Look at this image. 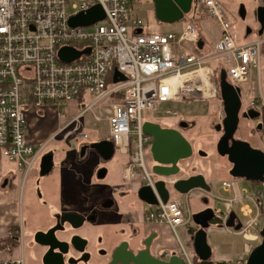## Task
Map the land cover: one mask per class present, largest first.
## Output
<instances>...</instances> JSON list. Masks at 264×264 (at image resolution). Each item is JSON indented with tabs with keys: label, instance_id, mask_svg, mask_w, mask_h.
I'll use <instances>...</instances> for the list:
<instances>
[{
	"label": "built area",
	"instance_id": "1",
	"mask_svg": "<svg viewBox=\"0 0 264 264\" xmlns=\"http://www.w3.org/2000/svg\"><path fill=\"white\" fill-rule=\"evenodd\" d=\"M136 1L0 0V150L22 173V182L37 165L48 142L59 136L71 141L88 138L81 118L90 111L95 121L106 122L114 147L128 154L123 169L126 181L153 189L158 180L171 185L176 178L155 174L152 165H146L144 150L151 145V137L142 132V125L151 119L144 113L175 118L177 113L163 106L167 102L188 95L215 98L213 67L222 68L236 86L259 75L261 40L242 42L217 0H198L220 28L219 37L210 45L191 18L185 19V26L178 33L144 29L141 18L133 13ZM95 4L103 10L102 19L88 25L69 23L71 16ZM200 39L203 45L199 48ZM65 46L89 52L64 62L59 59L58 50ZM115 70L125 79L113 82ZM186 75L190 77L182 79ZM91 95L95 98L79 108L80 102ZM117 95L120 100L115 98ZM72 102L76 104L75 113L49 139L39 145L28 141L29 109H57ZM95 107L103 109L105 115L94 113ZM260 186L258 191L249 192L240 187L238 179L228 178L221 181V189L231 195L214 196L222 202V207H212L221 223L235 206L241 214L240 227L232 233L245 240V255L227 264H246L251 243L260 239L264 182ZM144 220L164 226L169 240L177 245L174 254L184 264H193L191 253L177 232L192 222L191 212L185 211V201L180 196L150 205ZM11 263L24 264L22 257Z\"/></svg>",
	"mask_w": 264,
	"mask_h": 264
},
{
	"label": "rangeland",
	"instance_id": "2",
	"mask_svg": "<svg viewBox=\"0 0 264 264\" xmlns=\"http://www.w3.org/2000/svg\"><path fill=\"white\" fill-rule=\"evenodd\" d=\"M217 1L221 4L227 20L232 24V29L237 33L238 37L241 38L242 41H245V39H243L245 35L242 33L244 31L245 25H250L255 29L250 38H248V40L246 41L250 42L256 39L262 40V37H264V33L262 34V36L258 35V33H260L259 31L263 30L264 22L263 25H260V27H258L255 19V14L254 12H252V7L254 6V4L259 5L262 0ZM241 6L244 10L243 18H241L239 14ZM133 13L141 18L144 29L148 31H172L177 33L181 32L183 27L185 26V19L190 18L193 15L192 10H190V12L178 22L171 24L161 23L155 17L153 3L151 0H137L133 6ZM196 25L199 33H202L201 36L205 40L206 44H213L219 37L220 28L213 18L208 16L206 18L200 19L199 21H197ZM90 30H92V28ZM261 43L262 41L260 42V47L262 48ZM213 64H215V62ZM259 77L264 80L263 54H260ZM211 79L213 81L215 80L214 71L211 74ZM257 88L251 89L250 83L240 85L242 109L246 108L245 106L250 105L251 97L254 94L258 93ZM94 98L95 96L91 95L88 99L84 100V102H80L79 108H84L88 104V102L92 101ZM216 98H212V100H209L192 98L191 95H188L185 98H181L177 101H169L165 105H163L164 107L175 111L179 119H182L189 124V128L181 130V132L182 135L192 144L193 149V153L190 157L178 161L179 172L173 178H186L189 175L200 174L204 177L206 184L209 186V191L195 188L190 190L186 194L181 195L173 192V190L170 188V199L180 196L185 201V211L191 212V216L195 212L201 211L206 207H222V202L214 198V194H216L218 197L231 195L230 193H224V191L220 189L221 181L223 179L225 180V178L228 179V177H232L228 173V170L231 167L230 162L227 161V158L225 156H220L216 151V143L220 133L216 131L214 126L217 123L221 124L222 118L224 116L220 98ZM66 107V105L57 107L58 112L56 113H64L65 110L68 114L71 113V115L73 116L76 111V105H70L69 107ZM93 110L94 113H100L102 116L105 115L103 109H99V107H95ZM144 115L147 119H157L158 123L162 126L165 125L167 127H173L175 125V118H165L162 116L158 117L157 115L146 113H144ZM81 123L83 129H85L89 133L91 141L95 142V139L107 136L108 129L106 122L104 120L95 121L90 111H86L83 114ZM259 127L260 124L257 122V120H254L253 122L252 120L245 119L244 117L240 116L238 128L234 133V138L245 140L251 146H254L255 143L258 144L255 140V137H257V135L260 133ZM70 145L71 141L69 140L60 142L59 136L57 137V139H54L47 144L46 150L51 151L52 157H55L57 151L62 150L69 151L67 155L70 156L71 159L73 158V155L77 156L75 160H71V163H79L78 165L73 164V168L79 167L80 169V167L83 166L85 175H59L58 173H55L54 169V174L40 176L38 174L40 166L36 165L34 168L36 169V172L33 169L27 176V179L22 182V173L17 170L13 163L5 166L6 169H15L14 192L18 199V210L20 212L19 221L17 223L21 225V231L19 230V242H16L15 246L19 245L21 246L22 252L25 251L26 263H28V258H34V255L37 257L42 252V248L38 247L32 241L33 231L37 229H45L54 221V217L52 216V214L56 215V211L62 213L66 210L65 208H62L60 205H58V203L52 204L50 202L48 198L49 192H51L52 194L55 187L60 188V186L62 187L64 185L65 188L69 183L77 181L79 182V184H82V182L88 179H91L93 183H97L99 181L101 182L100 184H92L90 186L88 185L85 191V196L83 197V203L85 204V206L84 209H80V211L84 213L85 217L91 215L92 211H94L97 215H99V220H97L96 218H85L82 225L74 230L76 234L80 235L83 239L86 240V250L90 253L92 259H95V261L103 259L98 254V249L106 250L108 252L112 245L117 243L119 240L128 239L129 241L133 238L132 235H130L129 227L128 229L125 228L126 230L123 234L120 232V230L124 228L117 229L112 226H102L99 222L100 220H102L100 214L101 210L97 209L100 205H97L98 203H94L91 200L93 195L100 194V196L102 197L107 194V192L109 191L108 185H110L111 182L117 180V178L121 176V169L126 159L128 160V154L121 153L118 149H115L110 159L103 160L95 154V151L93 149H87V151H85L83 155H81L80 150L77 152V154H74L72 150H69ZM144 158L146 165L148 167L151 166L152 157L150 153V146H147L145 148ZM2 159L5 160L4 158ZM55 165L56 164L54 163V166ZM101 168H104L106 173L104 178L98 179L96 174ZM91 171L93 174L89 175ZM35 173H37V175H34ZM1 180L2 177L0 176V184ZM238 180L240 187L246 188V190L249 192L256 190L258 191L259 189H261L260 184L254 183L253 181L244 179ZM29 186L33 187V191L35 193L34 202L30 205L26 202V195ZM64 191L68 192L69 194H73L75 192L74 189H68ZM134 193L135 192H133V194H128V196L132 198L129 202L128 207L133 210L132 212L128 213V219L132 220L136 219V217H142V212L139 209L140 202L136 200V195H134ZM59 195L60 198H58V200L62 204L65 196L62 193H59ZM262 207L264 208V201L262 202L261 208ZM48 211L52 217L49 216ZM234 211L236 213V217L240 219L241 214L239 213L237 206L234 207ZM95 213H93V215ZM143 217L142 222L138 225L139 230L141 228L143 229ZM263 225L264 222H261V228ZM191 227H195V224L193 222L177 229L181 241L187 246L189 245L188 243H186V241L188 240V238L190 239V237H188L189 232H187L186 230ZM232 229V227H228L227 229L226 226L221 222H211L205 229L206 241L211 248V259L213 262H219L222 260L231 261L245 255V240L239 234L232 233ZM228 230H230L231 232ZM71 233L72 232L68 230L66 232H58V235L65 238L68 237ZM259 242L260 239L252 242L251 249L255 247ZM132 246L136 248L137 246L141 245L139 243H134V245ZM188 249L191 255H193L190 246Z\"/></svg>",
	"mask_w": 264,
	"mask_h": 264
},
{
	"label": "water",
	"instance_id": "3",
	"mask_svg": "<svg viewBox=\"0 0 264 264\" xmlns=\"http://www.w3.org/2000/svg\"><path fill=\"white\" fill-rule=\"evenodd\" d=\"M156 19L164 24L178 22L188 14L192 8L193 0H152ZM241 18L244 17L243 7L239 10ZM104 16L103 10L98 4L93 5L84 12H79L69 18L71 25H88ZM258 21L261 25L264 22V9L258 8ZM203 41H198V47H202ZM89 49L76 50L72 47H61L58 50V57L61 61L69 62L77 59L81 54H87ZM125 77L117 70L113 73V82L124 80ZM224 70L220 71L218 77V90L224 114L221 124L216 126L217 131L222 134L216 143V151L220 156H225L231 167L228 171L232 178L244 179L248 181L264 182V151L251 146L247 141L234 138V133L238 128L240 110L242 106L240 88L234 86L226 80ZM244 117L254 119L259 116V112L248 109L243 114ZM142 132L151 137L150 153L152 157V172L163 177H174L179 172L178 161L192 155V144L182 135L180 129L175 127L162 126L157 122L146 120L142 125ZM103 159H108L113 153V144L108 140H102L90 145ZM84 148L81 149L83 154ZM52 168V156L47 154L42 157L39 175L44 176ZM105 169L101 168L98 178H103ZM170 188L178 194H186L192 189L199 188L209 191L204 177L200 174L189 175L186 178H179L167 185L163 180H158L154 184V189L150 186H140L136 192L137 197L148 205H156L158 200L162 203L168 201L171 196ZM215 215L211 207H206L192 215V222L197 226L191 237L192 249L199 260H207L211 257V248L206 241L205 229L209 226ZM236 213L231 211L224 222L226 227L239 229L240 222L235 224ZM68 222L72 227L78 228L83 223V218L79 214L64 213L59 218V224L46 231L38 230L34 233L33 242L39 247H48L42 255V264H62L63 254L68 250V242L58 239L56 230L62 229V223ZM156 234L148 236L144 241V248L137 252L127 249V241L120 243L112 254L110 264H184L179 255L171 254L166 259L154 257L150 251V243ZM70 244L79 252L86 246V240L80 235L74 234ZM87 253L82 259L87 260ZM69 262H71L69 260ZM246 264H264V225L260 230V242L251 249L246 257Z\"/></svg>",
	"mask_w": 264,
	"mask_h": 264
},
{
	"label": "crops",
	"instance_id": "4",
	"mask_svg": "<svg viewBox=\"0 0 264 264\" xmlns=\"http://www.w3.org/2000/svg\"><path fill=\"white\" fill-rule=\"evenodd\" d=\"M258 8L264 9V0H262L259 5L254 4V6L252 7V12H254ZM263 33H264V26H263V30L261 31L260 35L262 36ZM201 35H202V33H201ZM250 36L243 37V39H245V41H242L241 38H239V37L238 38L242 42H248L246 40H248V38H250ZM261 41H262V43H261L262 48L260 47V51H261L260 54L264 55V37H262ZM254 80H255V82H254ZM230 83L233 84L232 82H230ZM247 83L251 84V89L258 87L257 88L258 93L254 94L251 97L250 105L245 106L246 108L254 109L255 111L259 112V116H257L254 119H251L253 122H254V120H257V122L260 124V127H259L260 133L257 135V137H255L256 138L255 140L257 141L258 144L255 143V145L253 147L259 148V149L264 151V80H262L261 77H259V75H258L257 77H254L252 80H250ZM244 84H246V83H244ZM234 86H236V85H234ZM237 87L240 88V85ZM209 100H212V98ZM70 105H76V104H74V102H72L66 106L69 107ZM221 105H222V103H221ZM56 112H58V110L56 108H54L53 106H44L39 111H37L35 109H29L27 111V113H26L27 139L30 143H32L34 145H39L40 143L46 141L63 125L65 120L72 117L71 113L68 114L65 110H64L63 116L59 115V113H56ZM92 117H93V115H92ZM93 119H94V117H93ZM178 120H179V118L177 115V117H175L174 122L176 123ZM151 121L158 123L157 119H151ZM255 127H256V125H255ZM83 131L87 134V136H88L87 139H84L82 141H79V140L76 141L74 139L72 141L69 140V141H71V145H70L69 150H72L74 154H77V152L79 150L81 151L82 148H84L83 153H85V151H87V149L88 150L93 149L90 147V145L92 143H95L98 141L108 140L111 142V140L108 137V132H107L106 137H99V138L94 140L95 142H93L90 140L91 138H90L89 133L85 129H83ZM65 141H68V140L60 139V142H65ZM113 148H114V150H113V153H114V151L116 149L114 147V145H113ZM93 150L95 151V154L100 159H103L102 156L95 149H93ZM68 152L69 151H66V150L57 151V153L55 154V157H52V168H51L50 172L46 175L54 174L53 173L54 169H55V173H58L59 175H85V171H84L83 166H81L80 169H79V167L73 168V164H76V165L79 164L78 162L71 163V160H75L77 158V156L73 155V158L71 159L70 156L67 155ZM113 153H112V155H113ZM47 154L51 155V151H47L46 147H45V152L40 157V160L38 161L37 165L40 166L42 157L47 155ZM81 155H83V154H81ZM112 155H111V157H112ZM2 158H4L5 160H3ZM110 158H108V159H110ZM108 159H103V160H108ZM127 162H128V160L126 159V161H125V163L121 169V176L119 178H117V180L111 182L110 185H108L109 191L107 192V194L102 196L103 198L100 196V194L92 196V199H91L92 202L98 203L97 205H100L97 209L101 210L100 214H101L102 220H100L99 222L104 227H106V226L111 227L112 226V227L117 228V229L124 228V227H126V224H128V227L130 228V235H132V236L134 235V237L131 240H129V241H131L130 243L132 245H134V243H138V241L146 234V232L149 228L157 229L158 231H160V238L157 241H155L156 244L154 245L153 250L158 251L159 253L163 254V257L166 259L171 254H174V252L176 251V248H177V245L172 240H169V238H168L169 232L166 230V228L164 226H160V225H151V224H148L144 221V225L142 226L143 229L141 228L139 230L138 225H139V223L142 222V217L141 218L136 217V219H134V220L128 219V213L133 211L131 208L128 207L129 202L132 198L129 197L128 194H125V196L120 197V194H116L112 190L113 187L120 185V179L123 175V169L126 166ZM10 163H11L10 161H8L5 157L2 156V153L0 150V176L2 177V180L4 178L10 179L12 176H14L15 169H9V168L6 169L5 168V166L10 164ZM54 163L56 164L55 166H54ZM34 171L36 172V169H34ZM105 173H106V171H105ZM105 173H104V175H105ZM38 174H39V172H38ZM92 174L93 173L91 171L89 173V175H92ZM34 175H37V173H35ZM98 179H102V178H98ZM225 179H227V178H225ZM100 183H101L100 181L97 183H93L91 179H88V180L82 182V184H79V182L77 181V182L69 183L67 185V187H65V188H64V185L62 187L60 186V188L55 187L54 192H52V194H51V192H49L48 198L52 204L58 203V205H60L62 208H65L66 210L63 212L80 214L81 216L85 217L84 213L81 212L80 209H84V206H85V204L83 203V197L85 196L86 188L88 187V185L90 186L92 184H100ZM102 184H105V183H102ZM72 185H73V187H72ZM0 188H1L0 189V264H13V263H11V261L19 259L20 257L23 258L24 264H39L35 255H34V258H32V257L28 258V263H26L25 251L22 252L21 246H19V245L18 246H15V245L12 246L11 241L5 242V238H7L10 234V228H14V231H15L16 227H17V230H16V233H17V231L19 230V227H21V225H19V223H17L19 221L20 212L18 210V201H17L18 199L16 197L14 189H12V190L7 189L5 187H2L1 184H0ZM68 189L69 190L74 189L75 192L73 194L72 193L69 194L68 192L64 191V190H68ZM59 193H62L65 196L62 204L58 200V198H60ZM224 193H227V192L224 191ZM214 195L217 196L216 194H214ZM34 197H35V193L33 191V187L29 186L28 192L26 195V202L29 205L32 204L34 202ZM106 197H109V198H107V201H106L107 205L106 204L101 205V202ZM109 200L118 204L119 208L116 211L109 207L110 206ZM48 213H49V211H48ZM55 213L57 214L59 212L56 211ZM93 213H95V212L92 211L91 215H93ZM49 216H51L50 213H49ZM52 216H54V215L52 214ZM98 216L99 215H97L96 213L94 214V217H96L97 220H99ZM20 231H21V229H20ZM186 231L188 232V230H186ZM188 237H190V235H188ZM18 242H19V239H18ZM186 243H188V245L190 246V249L192 250V248H191L192 243H191L189 238L186 241ZM114 245H116V243L113 244L112 246H114ZM189 246H187V247L189 248ZM222 261H228V260H222ZM14 264H16V263H14Z\"/></svg>",
	"mask_w": 264,
	"mask_h": 264
},
{
	"label": "flooded vegetation",
	"instance_id": "5",
	"mask_svg": "<svg viewBox=\"0 0 264 264\" xmlns=\"http://www.w3.org/2000/svg\"><path fill=\"white\" fill-rule=\"evenodd\" d=\"M152 1V0H151ZM153 3V2H152ZM240 14V13H239ZM254 14H255V19H256V22H257V24H258V27H260V23H259V21H258V9H256L255 11H254ZM255 31V29L254 28H252L250 25H245V27H244V31L242 32L245 36H250L253 32ZM260 33H258V35H260L261 34V31H259ZM227 80V82H229L228 81V79H226ZM241 97V96H240ZM220 101H221V99H220ZM249 108H244V109H242V106H241V110H240V116L241 117H244L243 116V114H244V112L245 111H247ZM245 119H249L248 117H244ZM249 120H251V119H249ZM217 125H219L218 123L214 126L215 127V129H216V126ZM173 127H175V128H178V129H180V131L181 130H184V129H188L189 128V124L186 122V121H184V120H182V119H179L176 123H175V125L173 126ZM217 131V130H216ZM219 133H220V135H219V137L221 136V134H222V132L221 131H218ZM182 133V132H181ZM219 139V138H218ZM218 141V140H217ZM230 169V168H229ZM229 171V170H228ZM176 176V175H175ZM174 176V177H175ZM177 179H179V178H177ZM1 186L2 187H5V188H7V189H14V176H12L10 179H8V178H4L2 181H1ZM121 186V187H120ZM140 186H137L136 185V182L135 181H126L124 178H123V175H122V177H121V179H120V185H118V186H115V187H113L112 188V190L116 193V194H120V197H123V196H125V194H133V192H135L134 193V195H136V200H138L139 202H140V205H139V209L141 210V212H142V217H143V214H145V210L150 206V205H148V204H146V203H144V202H142L141 200H139L138 199V197H137V194H136V192H137V190H138V188H139ZM111 190V191H112ZM113 192V193H114ZM107 198H109V197H106V198H104L103 199V201L101 202V205H103V204H106L107 205ZM106 202V203H105ZM109 204H110V208H112V209H114L115 211L119 208V206H118V204L117 203H114V202H112V201H110L109 200ZM64 213H66V212H63V213H57L56 215H54L53 217H54V221H53V223H51L49 226H47L45 229H43L42 231H46V230H48L49 228H51V227H53V226H55V225H58L59 224V218H60V216L62 215V214H64ZM80 215V214H79ZM93 216V217H92ZM82 218H83V220L86 218V219H95L96 217H94V215H89V216H87V217H83L82 216ZM144 219V218H143ZM145 221V220H144ZM237 222H240V219H238L237 217H236V219H235V224L237 223ZM148 224H151V225H154V224H152V223H148ZM62 225V229H60V230H56V236L58 237V239H60V240H63V241H66V242H68V250H67V252L66 253H64L63 254V260H62V264H110L111 263V261H112V254H113V252H114V250L116 249V247L120 244V243H122L123 241H127L128 242V246H127V249H130L132 252H137L139 249H142V248H144V241H145V239L148 237V236H150V235H152V234H156L153 238H152V240H151V243H150V251H151V254L154 256V257H157V258H159V259H165L164 257H163V254H161V253H159L158 251H154L153 250V247H154V245L156 244V242L155 241H157L159 238H160V231H158L157 229H155V228H149L148 230H147V232H146V234L138 241V243L141 245V246H137L136 248H134L133 246H132V244L128 241V239H121V240H119L117 243H116V245H114V246H112L111 248H110V250L107 252L106 250H101V249H98V254L100 255V257H102L103 259H99V260H97V261H95V259L93 260L92 259V256L90 255V253L86 250V246H85V248H84V250L82 251V252H79V251H77L71 244H70V240H71V237L74 235V234H76V232H74V230H76L77 228H74V227H72L68 222H64V223H62L61 224ZM125 228H127L128 229V224H126V227H124V229H121L120 230V232L121 233H125ZM19 230H20V227H19ZM19 230L17 231V234H18V236H17V238L19 239V236H20V234H19ZM38 230H40V229H37V230H35V231H33V233H32V241H33V236H34V233L36 232V231H38ZM68 230H70L72 233L68 236V237H60L59 235H58V232H66V231H68ZM135 234V233H134ZM132 237H134V235L132 236ZM40 247V246H39ZM40 248H42V252L36 257V259H37V261H38V263L39 264H42V261H41V257H42V255L47 251V249H48V247H43V246H41ZM84 253H87L88 255H87V260L86 261H84L83 259H82V257H83V255H84ZM69 260L71 261V262H69ZM117 264H119V263H117Z\"/></svg>",
	"mask_w": 264,
	"mask_h": 264
},
{
	"label": "trees",
	"instance_id": "6",
	"mask_svg": "<svg viewBox=\"0 0 264 264\" xmlns=\"http://www.w3.org/2000/svg\"><path fill=\"white\" fill-rule=\"evenodd\" d=\"M191 10H192V14L193 15L190 18L192 19V21L194 22L195 25H196L197 21H199L200 19H203V18H206V17L209 16L206 13V11L201 7V5H199L198 0H193V4H192V9ZM222 70L223 69L220 68L219 66L213 67L214 76H215V80H216V84H217V90H216V97L217 98H220L219 90H218V77H219L220 71H222ZM115 98L117 100L121 99L119 95L115 96ZM254 183L260 184L259 182H254ZM211 222L220 223L221 219L219 217L215 216L214 219ZM196 229H197V226L188 228V232H189V235H190V241H191V237H192L193 233L196 231ZM16 230H17V227H16ZM16 230L14 231V228H10V234H9V236L7 238H5V242L11 241L12 242L11 243L12 246L15 245L16 242H18V238H17L18 234L16 233ZM192 252H193V249H192ZM192 258H193V264H227V261L213 262L211 257L209 259H207V260H204V261L199 260L197 258V256L194 254V252H193Z\"/></svg>",
	"mask_w": 264,
	"mask_h": 264
},
{
	"label": "bare ground",
	"instance_id": "7",
	"mask_svg": "<svg viewBox=\"0 0 264 264\" xmlns=\"http://www.w3.org/2000/svg\"><path fill=\"white\" fill-rule=\"evenodd\" d=\"M188 77H190L189 75H186V76H184L182 79H186V78H188ZM207 85V84H206Z\"/></svg>",
	"mask_w": 264,
	"mask_h": 264
}]
</instances>
